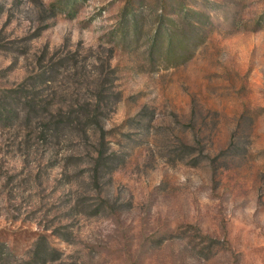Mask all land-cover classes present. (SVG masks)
Returning a JSON list of instances; mask_svg holds the SVG:
<instances>
[{"label": "rangeland", "instance_id": "rangeland-1", "mask_svg": "<svg viewBox=\"0 0 264 264\" xmlns=\"http://www.w3.org/2000/svg\"><path fill=\"white\" fill-rule=\"evenodd\" d=\"M128 1L0 0V264H264V0Z\"/></svg>", "mask_w": 264, "mask_h": 264}, {"label": "trees", "instance_id": "trees-1", "mask_svg": "<svg viewBox=\"0 0 264 264\" xmlns=\"http://www.w3.org/2000/svg\"><path fill=\"white\" fill-rule=\"evenodd\" d=\"M164 0H162V3ZM141 3L139 0H130L127 2L123 16H129L133 24V30L137 34L139 27V14L136 12L134 6ZM166 6V3H163ZM173 11L179 18L178 22H171L172 26H166L162 21L157 27L151 46V51H158L157 55L161 53L165 55V61L171 62L174 65L183 64L187 61L191 52L190 48L204 43L209 35L207 28L211 25V18L209 13L198 12L185 8L181 2L173 4ZM126 18H124L125 20ZM130 19H126L123 26L120 27L122 31V39H126L129 32ZM162 41L166 45L165 51L162 49ZM158 58V57H157Z\"/></svg>", "mask_w": 264, "mask_h": 264}]
</instances>
